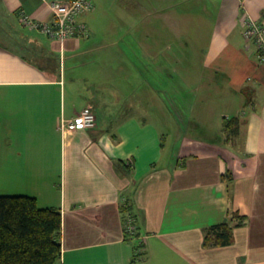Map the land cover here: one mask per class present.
Segmentation results:
<instances>
[{
    "label": "crops",
    "instance_id": "1",
    "mask_svg": "<svg viewBox=\"0 0 264 264\" xmlns=\"http://www.w3.org/2000/svg\"><path fill=\"white\" fill-rule=\"evenodd\" d=\"M54 1L0 0V196L61 211V264H264V64L242 21L264 25V0H91L90 38L63 44L20 21ZM89 107L95 128L59 130ZM233 213V244L205 248Z\"/></svg>",
    "mask_w": 264,
    "mask_h": 264
},
{
    "label": "trees",
    "instance_id": "2",
    "mask_svg": "<svg viewBox=\"0 0 264 264\" xmlns=\"http://www.w3.org/2000/svg\"><path fill=\"white\" fill-rule=\"evenodd\" d=\"M238 118L225 120L224 131L238 135ZM225 180L231 185L228 173ZM245 220L233 213L223 223L205 230L204 247L233 244L234 229ZM62 213L57 208L42 209L36 198L0 196V264H61Z\"/></svg>",
    "mask_w": 264,
    "mask_h": 264
},
{
    "label": "built area",
    "instance_id": "3",
    "mask_svg": "<svg viewBox=\"0 0 264 264\" xmlns=\"http://www.w3.org/2000/svg\"><path fill=\"white\" fill-rule=\"evenodd\" d=\"M54 14L52 23H45L33 20L30 16L22 13L20 21L22 25L30 30H37L48 36L51 40L64 43L74 38L87 40L91 36L90 28L80 18L94 10L91 0H58L50 4ZM244 25V38L253 44L258 51V57L264 64V25L244 13L242 17ZM97 117L92 108H86L73 119L62 118L59 130L62 133L75 132L95 128ZM126 231L134 234L136 226L133 220H128Z\"/></svg>",
    "mask_w": 264,
    "mask_h": 264
},
{
    "label": "rangeland",
    "instance_id": "4",
    "mask_svg": "<svg viewBox=\"0 0 264 264\" xmlns=\"http://www.w3.org/2000/svg\"><path fill=\"white\" fill-rule=\"evenodd\" d=\"M223 106V104L222 103H220V107H222ZM220 111H221V109H220ZM221 121H223L222 119H220ZM220 120L218 119H215L214 120V124H213V127H214V129L216 128V124L218 123V121L220 122ZM159 122L161 123V124H163V120H159ZM156 123H158V121H156ZM164 129H166V128H164ZM213 129V130H214ZM209 130V129H208ZM216 130V129H215ZM188 132V129L185 131V133H187ZM190 132V134H185V135H182V137L183 138H185L186 136L187 137H189V138H192V139H196V138H198V139H202V137L200 136V135H198V136H195L194 134H191V133H193V132H195V130H193V131H189ZM226 133H229V132H226ZM182 134H184V133H182ZM218 137H220L221 139L223 138V139H225V138H227V137H229V135H224V134H221V132H220V135L218 136ZM168 146L169 147H171V145H170V143H168Z\"/></svg>",
    "mask_w": 264,
    "mask_h": 264
}]
</instances>
